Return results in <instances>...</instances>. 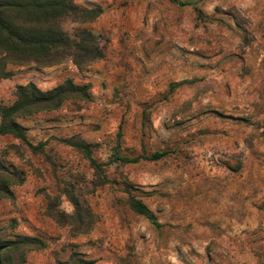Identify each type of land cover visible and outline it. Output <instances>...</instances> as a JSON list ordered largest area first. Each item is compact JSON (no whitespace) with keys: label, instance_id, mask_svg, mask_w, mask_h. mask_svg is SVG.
<instances>
[{"label":"rangeland","instance_id":"obj_1","mask_svg":"<svg viewBox=\"0 0 264 264\" xmlns=\"http://www.w3.org/2000/svg\"><path fill=\"white\" fill-rule=\"evenodd\" d=\"M180 1L195 6L75 0L103 14L63 28L71 37L93 31L104 58L82 70L71 61L12 66L0 80V107L29 82L91 86L89 101L19 119L32 144L46 143L43 155L0 136V160L24 178L0 202V230L46 244L25 264L67 262L74 252L95 264H264V0ZM75 136L106 180L59 141ZM166 151L160 161H114ZM67 194L92 215L81 230L48 214L52 200L75 213ZM130 196L161 228L132 211Z\"/></svg>","mask_w":264,"mask_h":264},{"label":"trees","instance_id":"obj_2","mask_svg":"<svg viewBox=\"0 0 264 264\" xmlns=\"http://www.w3.org/2000/svg\"><path fill=\"white\" fill-rule=\"evenodd\" d=\"M172 1L183 7L195 6L187 1ZM102 14V7L83 9L76 5L75 0H0V80L14 75L9 69L12 66L51 68L71 61L82 70L102 60L104 54L99 45V37L93 31L80 29L71 37L63 28L67 20L86 25L94 23ZM15 98L12 104L0 107V136H12L33 154L43 155L46 143L32 144L27 136L28 129L19 123V119L56 111L72 99L89 101L91 86L79 85L67 79L52 89L42 90L36 83L29 82L16 87ZM59 141L77 150L89 162L96 175L106 180L104 165L93 157L89 143L77 136ZM169 154L168 151L158 152L150 157L134 159L116 155L114 161L122 164H135L141 160L160 161ZM23 183L22 174L0 160V202L14 199L13 188ZM67 198L75 209L73 215L60 213L55 200H52L48 214L59 224L81 230L87 220L92 219V215L74 194H67ZM129 206L153 227L161 228L156 215L142 201L130 196ZM45 246V242L39 238L22 235L9 238L0 230V264H25L28 252L42 250ZM57 264H95V261L86 260L74 252L69 261Z\"/></svg>","mask_w":264,"mask_h":264},{"label":"crops","instance_id":"obj_3","mask_svg":"<svg viewBox=\"0 0 264 264\" xmlns=\"http://www.w3.org/2000/svg\"><path fill=\"white\" fill-rule=\"evenodd\" d=\"M39 87V86H38ZM40 88V87H39ZM42 90H44V89H42Z\"/></svg>","mask_w":264,"mask_h":264}]
</instances>
